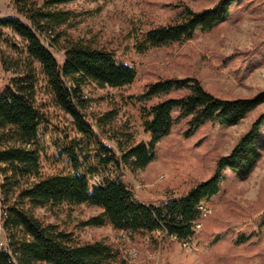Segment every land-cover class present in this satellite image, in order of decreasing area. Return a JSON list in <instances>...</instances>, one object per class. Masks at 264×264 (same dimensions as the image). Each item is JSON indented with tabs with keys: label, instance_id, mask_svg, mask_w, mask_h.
I'll list each match as a JSON object with an SVG mask.
<instances>
[{
	"label": "trees",
	"instance_id": "obj_1",
	"mask_svg": "<svg viewBox=\"0 0 264 264\" xmlns=\"http://www.w3.org/2000/svg\"><path fill=\"white\" fill-rule=\"evenodd\" d=\"M70 1L17 0L25 20L15 15L0 18V28L24 43L21 46L7 33L5 41L16 55L0 49L4 69L15 74L0 93L1 218L12 251L0 248V264H131L112 244L81 241L73 230L44 222L36 214L39 208L62 204L97 207L99 212L83 221L84 226L110 224L130 235H151L155 242L156 232L162 238L190 241L194 221L202 218L200 204L219 192L225 171L248 176L262 157L264 116L251 124L228 154L218 157L207 179L179 196L139 200L125 180L126 173L149 164L157 142L178 120L188 119L187 135L206 122L235 125L264 103V91L253 97L224 98L195 77L160 78L126 97L150 136L138 140L129 123H119L120 107L111 103L106 110L95 109L90 90L123 88L135 81L137 70L115 49L68 32L76 18L64 8ZM241 1L218 0L199 11L184 6L173 22L145 32L140 51L191 39L197 30L211 29ZM55 44L64 51L62 63L50 49ZM50 106L72 119L68 127L55 126L60 137L56 146L68 158L70 170L42 168L40 134L52 124ZM174 110L180 112L176 119ZM94 175L100 180L90 186L89 177Z\"/></svg>",
	"mask_w": 264,
	"mask_h": 264
},
{
	"label": "rangeland",
	"instance_id": "obj_2",
	"mask_svg": "<svg viewBox=\"0 0 264 264\" xmlns=\"http://www.w3.org/2000/svg\"><path fill=\"white\" fill-rule=\"evenodd\" d=\"M41 1V0H40ZM218 0H72L64 8L76 16L68 32L115 49L134 65L135 81L123 88L93 87L95 109L106 110L111 103L120 107L119 123L127 122L138 140H148L137 108L126 97L140 93L160 78H198L204 87L224 98L253 97L264 91V0H242L209 30L199 29L191 39L140 51L145 32L173 22L184 6L199 11ZM19 13L17 0H0V18ZM0 49L11 55L0 28ZM14 39L23 46L22 38ZM47 42V41H46ZM49 43V42H47ZM51 51L62 63L64 51L57 44ZM0 54V93L15 74L4 69ZM46 99V95L41 96ZM48 103V102H47ZM51 126L40 134L44 145L41 162L44 172L70 170L71 165L56 146L60 137L55 126L68 127L71 117L49 107ZM179 110L172 112L174 119ZM264 116V103L239 123L215 126L200 124L187 135L188 119L178 120L168 135L156 144L155 154L143 170L128 171L125 180L136 197L147 203L179 196L214 172L216 161L228 154L240 137L258 118ZM264 133V125L262 131ZM89 177L90 186L99 181ZM206 215L189 245L175 238L155 242L151 235L123 236L110 224L84 226L82 222L99 209L87 204L43 207L36 214L44 221L73 230L81 241L104 240L116 247L131 264H264V148L262 157L248 176L226 170L219 192L204 203ZM261 226L259 234L256 233ZM5 239V231H1Z\"/></svg>",
	"mask_w": 264,
	"mask_h": 264
},
{
	"label": "built area",
	"instance_id": "obj_3",
	"mask_svg": "<svg viewBox=\"0 0 264 264\" xmlns=\"http://www.w3.org/2000/svg\"><path fill=\"white\" fill-rule=\"evenodd\" d=\"M200 210H201L202 216L206 215V213L208 212L207 209L205 208L204 203L200 204ZM1 212H2V200L0 199V218H1ZM201 224L202 223L200 222V220L194 221V229L196 230L198 227H201ZM122 234H123V236H126L128 234V232L127 231H122ZM183 244L189 245L190 242L189 241H183ZM0 248H6L7 251L12 254V251L9 250V247H5L2 244V241H1V227H0ZM12 259H13L14 262H16V258H15L14 255H12Z\"/></svg>",
	"mask_w": 264,
	"mask_h": 264
},
{
	"label": "bare ground",
	"instance_id": "obj_4",
	"mask_svg": "<svg viewBox=\"0 0 264 264\" xmlns=\"http://www.w3.org/2000/svg\"><path fill=\"white\" fill-rule=\"evenodd\" d=\"M0 227H1V231L4 230V228L2 226V218H0ZM1 241H2L3 246L9 247L8 240H7V237L6 236H5V239H1ZM3 249L4 250H7L6 248H3Z\"/></svg>",
	"mask_w": 264,
	"mask_h": 264
}]
</instances>
